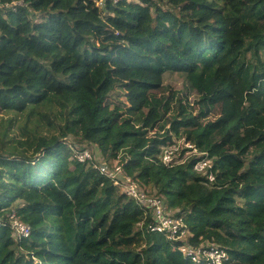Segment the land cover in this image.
Masks as SVG:
<instances>
[{
    "label": "trees",
    "instance_id": "obj_1",
    "mask_svg": "<svg viewBox=\"0 0 264 264\" xmlns=\"http://www.w3.org/2000/svg\"><path fill=\"white\" fill-rule=\"evenodd\" d=\"M1 112L0 264H212L179 249L200 244L264 264V0H0Z\"/></svg>",
    "mask_w": 264,
    "mask_h": 264
},
{
    "label": "built area",
    "instance_id": "obj_2",
    "mask_svg": "<svg viewBox=\"0 0 264 264\" xmlns=\"http://www.w3.org/2000/svg\"><path fill=\"white\" fill-rule=\"evenodd\" d=\"M104 0H98L100 5L103 4ZM187 146H189L187 144ZM177 150V147L174 144L168 146L163 152V161L170 162L173 161L175 156L174 152ZM77 159L81 162L86 160H90L94 157L92 151L89 148L84 149L82 152L77 153ZM205 162H197L194 166L195 169L201 170L205 165ZM99 169L101 172L107 174L111 178H115L118 173L121 172L119 166H114L113 169L109 168L106 163H102L99 165ZM212 179V177L210 176ZM118 183L117 181L114 182ZM125 183V192L128 195H132L137 197L139 194L141 201L143 203L148 204L153 208V217L156 220V223L152 225L151 230L164 231L168 234L169 237L180 239L183 238L185 234V230L182 227V220L179 217H171V215L166 211L164 204L161 200H158L154 197H147L141 192L135 183L129 181V178L126 177L124 180ZM12 218V227L14 229V235L16 237L27 236L29 233V226L25 225L14 218V212L11 214ZM2 224V220L0 219V225ZM181 251L186 256H191L194 261H199V258H202L205 263L210 262L212 264H221L225 258H227V254L217 249L213 244H200L198 247H193L191 245H184L181 247ZM200 256V257H199ZM209 260V261H208Z\"/></svg>",
    "mask_w": 264,
    "mask_h": 264
},
{
    "label": "clouds",
    "instance_id": "obj_3",
    "mask_svg": "<svg viewBox=\"0 0 264 264\" xmlns=\"http://www.w3.org/2000/svg\"><path fill=\"white\" fill-rule=\"evenodd\" d=\"M107 1H110V2H112V3H116V2H119V1H121V0H104L102 5H100V4L98 3V0H96V5H98V6H100V7L103 8V7H105V4H106ZM67 144H68L69 146L72 145L71 142H70V143H67ZM187 144H188L189 146H187ZM184 145H185V147H187V148H191L193 153H196L197 150H198V148H197L195 145H190L189 143H185ZM70 147H71V146H70ZM83 150H84V149H83ZM83 150H81L80 152H82ZM90 150H91V149H90ZM91 151H92V150H91ZM74 153H75V154H74V156H75L74 158H75L77 161H79V160L77 159V156H76L78 152H74ZM92 153H93V152H92ZM96 154H97V152H95V154L93 153L94 157H93L92 159H90V160H86V161H94V160H95V162H96V163H95V167L100 171V169H99V165H101L102 163H106V162L103 161V160H101V161L97 160V158L99 159L100 157H98ZM176 159H177V155L174 156L172 162L176 161ZM80 162H81V161H80ZM197 162H205L206 164L203 166V168H202L201 170H197V169L194 168V166H195V164H196ZM197 162L194 163L193 168H194V170L199 171V172H203V171L205 170V168L208 166V163H209V161H208L207 159H200V160H198ZM116 163H117V161L114 163L115 165H112V166H110V165L107 164V163H106V164H107V166H108L109 168H111V169H113V167L116 166V165H117V166L120 165L119 167H121V164L118 165V164H116ZM120 169H122V168H120ZM100 172H101V171H100ZM101 173H103V172H101ZM103 174H105V173H103ZM119 174H123V173H122V170H121V172L118 173L117 175H119ZM106 175H107V174H106ZM117 175H116V176H117ZM107 176H108V175H107ZM210 176L212 177V179L210 178ZM110 178H111V177H110ZM208 179H209L210 181H214V180H216V179H215V176H214L213 173H209V174H208ZM115 181H116V180H115ZM115 181H114V182H115ZM114 184H115V183H114ZM166 211H167V210H166ZM167 212H168V211H167ZM168 213H169V212H168ZM169 214L171 215V217H176V216H173V214H171V213H169ZM11 226H12V221H11ZM182 227L184 228V230H185V232H186L187 230H186L185 226H182ZM12 229H13V227H12ZM13 230H14V229H13ZM29 231H30V229H29ZM28 234H29V233H28ZM22 237H23V236H22ZM16 238H18V237H16ZM19 238H20V237H19ZM174 239H175V238H174ZM180 239H183V240H184V238H180ZM181 247H182V246L179 247L180 250H181ZM181 252H182V251H181ZM182 253H183V252H182ZM228 258H229V257H228V255H227V258H225L224 261H226ZM224 261H223V262H224ZM223 262H222L221 264H223Z\"/></svg>",
    "mask_w": 264,
    "mask_h": 264
},
{
    "label": "rangeland",
    "instance_id": "obj_4",
    "mask_svg": "<svg viewBox=\"0 0 264 264\" xmlns=\"http://www.w3.org/2000/svg\"><path fill=\"white\" fill-rule=\"evenodd\" d=\"M134 1H137V0H134ZM164 79H166L168 82H171L172 84H174L177 88L181 87L183 93L186 92V89L184 88V86H183V84H182V82H183V78H182V76H180V75H178V74H172V75H170V78H169V76H168V77H166V78H164ZM189 100L192 101V98L190 97ZM123 103H125V101H123ZM0 115L3 116V118H7L8 116H10V115H8V114H5L4 112H1ZM20 123H21V121L17 118V119L15 120V122H14L15 130H18L17 127H16L15 125L20 124ZM64 141H65L66 143H70V142H72V141L69 140L68 138H64ZM94 147H95V146H94ZM95 152H96V151H94V154H95ZM96 155H97V154H96ZM97 160L101 161V160H103V159L100 157L99 159L97 158ZM115 161H116V160H114L113 162L115 163ZM113 162H112V163H113ZM114 163H113V165H115ZM121 168H122V167H121Z\"/></svg>",
    "mask_w": 264,
    "mask_h": 264
}]
</instances>
